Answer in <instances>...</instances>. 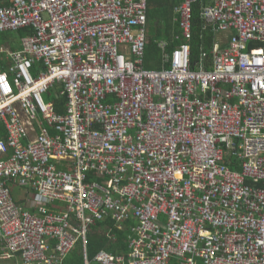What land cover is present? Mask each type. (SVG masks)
<instances>
[{
    "label": "built area",
    "instance_id": "obj_1",
    "mask_svg": "<svg viewBox=\"0 0 264 264\" xmlns=\"http://www.w3.org/2000/svg\"><path fill=\"white\" fill-rule=\"evenodd\" d=\"M196 3L232 38L194 64ZM149 9L0 0V33L33 31L0 48V264H65L78 247L84 264H264V0H181L163 70L145 66ZM105 222L128 250L91 259Z\"/></svg>",
    "mask_w": 264,
    "mask_h": 264
},
{
    "label": "trees",
    "instance_id": "obj_2",
    "mask_svg": "<svg viewBox=\"0 0 264 264\" xmlns=\"http://www.w3.org/2000/svg\"><path fill=\"white\" fill-rule=\"evenodd\" d=\"M181 0H149V44L147 46V55L145 60V66L147 69L161 70L163 69V50L159 46V42L165 40L169 43V52H173L179 44L176 41V36L180 33L179 25L175 21L176 8ZM203 28V22L200 17V4L196 3L194 6L193 15V40L192 45V60L195 61L199 59L200 47L202 44L201 32ZM31 29H24L20 31V37H25L32 34ZM5 34L0 33V48L3 47V39ZM205 37H208V42L212 40V35L210 33H203ZM3 53H0V68L3 69L7 65L8 61ZM57 89H53L51 97L56 100V111L60 115H64V105L65 99H58L55 96ZM51 97L47 98V101H52ZM5 132H1L0 136L4 135ZM105 223H98L95 227H92L90 234L88 236V255L92 259L100 251L106 250L113 254H124L128 250V231L126 229L119 230L114 226V224L109 223L111 226V232L116 236L114 241H111L106 233ZM65 264H84L83 253L80 247L76 248L66 259Z\"/></svg>",
    "mask_w": 264,
    "mask_h": 264
},
{
    "label": "crops",
    "instance_id": "obj_3",
    "mask_svg": "<svg viewBox=\"0 0 264 264\" xmlns=\"http://www.w3.org/2000/svg\"><path fill=\"white\" fill-rule=\"evenodd\" d=\"M203 27H204V25H203ZM204 32L210 33L212 35V40H210V42H208V37H205V35L203 34ZM231 38H232L231 34H227V33L218 34L213 29H211L210 27L206 28V29L202 28V32H201L202 44L200 47L199 59L201 58V52L202 51H210L214 47V44L219 43V42L224 43L227 46L231 42L230 41ZM3 47L9 48L10 50H17V49L21 48L20 41L19 42H18V40L14 41V40H11L10 38L8 39L7 37L6 38L4 37V39H3ZM6 67H7V65H5L3 68H6ZM163 68H164V64H163ZM161 70H163V69H161ZM48 97H51V96H48ZM47 98H45V99H47ZM51 99L53 100V97H51ZM54 101L56 103V100H54ZM48 102H52V101L50 100ZM64 111L66 113V102L64 105ZM0 130H1V132H5L4 127L0 128ZM5 135H6V132L4 135H1L0 138L4 137ZM233 165L235 166V164H233ZM14 195H15V198L17 199V201L21 205H23L27 209H30L31 211H34L35 205H39L41 203L40 199L38 197H36V196L30 197L29 194H27V192L25 190H22V188H15L14 189ZM1 264H20V259L19 258H13L11 260L4 261Z\"/></svg>",
    "mask_w": 264,
    "mask_h": 264
},
{
    "label": "rangeland",
    "instance_id": "obj_4",
    "mask_svg": "<svg viewBox=\"0 0 264 264\" xmlns=\"http://www.w3.org/2000/svg\"><path fill=\"white\" fill-rule=\"evenodd\" d=\"M10 38L11 40H14V41H17L18 40V42L20 41V36L18 35V34H16V33H8V34H5V38ZM9 45V44H8ZM10 46V45H9Z\"/></svg>",
    "mask_w": 264,
    "mask_h": 264
}]
</instances>
